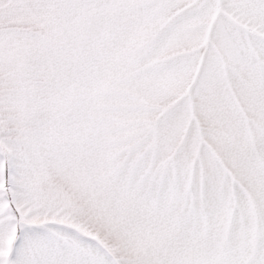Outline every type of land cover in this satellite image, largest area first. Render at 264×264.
I'll return each mask as SVG.
<instances>
[{
	"label": "snow or ice",
	"instance_id": "6c2138e0",
	"mask_svg": "<svg viewBox=\"0 0 264 264\" xmlns=\"http://www.w3.org/2000/svg\"><path fill=\"white\" fill-rule=\"evenodd\" d=\"M0 264H264V0H0Z\"/></svg>",
	"mask_w": 264,
	"mask_h": 264
}]
</instances>
